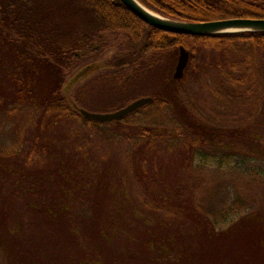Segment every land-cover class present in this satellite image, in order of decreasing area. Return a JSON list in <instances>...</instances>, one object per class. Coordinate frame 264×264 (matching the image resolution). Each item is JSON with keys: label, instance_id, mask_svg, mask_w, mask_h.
Segmentation results:
<instances>
[{"label": "trees", "instance_id": "1", "mask_svg": "<svg viewBox=\"0 0 264 264\" xmlns=\"http://www.w3.org/2000/svg\"><path fill=\"white\" fill-rule=\"evenodd\" d=\"M137 1L158 16L188 23L231 19L264 20V0ZM108 36L119 38L110 45L105 40ZM179 46L189 52V62L183 78L175 81L169 72L164 78L161 77L158 72L165 67L161 64L162 54L177 51ZM0 51L4 54L0 66L15 94L13 103L2 107L1 118L14 122V118L30 109L21 122L25 123V128L30 124L35 132L40 131L39 134L58 124L69 123L73 126L63 134L65 143L62 145L67 147L63 153L57 152L59 149L51 145V141L47 142L50 143L47 145L51 146L37 151L32 147L33 150L27 157L28 164L25 161L17 162L13 167L9 166L6 178L19 176L27 171L26 168L32 163L39 168L46 163L44 170H47L49 181L35 180L34 174L30 177H20L23 180L19 185L26 187L25 193L29 196L46 195L50 192L48 188L52 184L60 196L75 194L76 197L73 196L72 199L78 201L81 208L82 203H86L85 214L88 216L101 210L102 200L98 195V186L103 187V184L96 183L97 186H94V182H84L85 176L78 167L71 168L72 163L66 166L65 155L71 158L69 154L72 153V148L73 153L88 155L84 148L89 146L92 134L100 139L101 147L106 148L102 155L95 153L101 161L110 160L112 145L125 146L120 152L121 175H113L119 177L120 181L123 180L122 184L128 195L132 197L131 192L134 191L137 200H132L136 205L139 203L143 209L139 214L140 218L147 223L156 218L158 222L161 221L159 214H162L163 221L169 222L177 215H183L186 224L198 228L194 230L195 234L193 231L192 234L182 231L188 241L191 236V244L186 247L179 242L184 238L178 235V231H174L173 237L167 236L161 243L145 240V246L137 244L139 251L131 252L121 251L129 249L130 237L121 241L125 243V248L112 247L116 229L114 224L109 225L103 219L104 223L100 225L103 229L98 232L94 226L95 230L90 232L93 235L91 241H94L95 248L99 251L98 256L105 259L103 263L98 259L95 264H123L119 258L120 254L126 255V264L135 260L137 264H200L204 258L200 251L203 242L215 240V231L210 229L214 230L213 227L218 224L214 218L216 216L211 218V208L203 203L199 205L191 197L186 198L182 188L178 187L180 185L166 180L167 175L155 162L149 171L148 157L143 151L153 154L157 147L162 146L168 153H184V162H189L190 159L194 162L200 148L219 147L220 142L215 140L217 136L210 133L205 124L187 120L184 122L180 119L178 121L170 109L171 101L177 97L172 86L183 83L189 74L198 75L207 67H215L221 73V85L207 86L208 95L226 104L240 102L242 109H245L242 126L238 125L233 135L235 139L241 138L245 129L241 132L238 128L247 127L260 109L261 112L264 111V33L202 37L166 33L141 22L119 0H0ZM167 64V69H170L171 60ZM95 68L103 72L94 80L104 79V83L110 80L116 86L113 84L109 91L118 96L113 98L111 103L103 102L106 110L96 112L89 109L84 102L85 98L80 96L82 87H78L80 80L87 74L90 75L89 72ZM141 76L143 80L137 90H130L129 82H134ZM155 79L160 86L157 93L152 94V102L141 108L146 109L141 118H138L141 109L108 124L85 119L79 114L80 109L93 113H110L112 111H107L108 106H113L114 103L127 106L141 98L143 95L140 92L138 94V91ZM181 94L186 97L189 93ZM198 99L203 97L199 96ZM25 104L28 108H24ZM144 120L148 122L144 123ZM163 121L168 122L174 133H169L162 127L166 126ZM111 124L124 125L128 131L117 134L102 132L98 128ZM81 131L84 133L82 137ZM39 137L35 135L34 146L40 142ZM24 146H27L26 142L23 143ZM79 155L81 157V154ZM203 159V164H207L209 159ZM224 159L223 155H220L218 160L214 161L220 167ZM110 175L112 174L102 176V170L99 174L103 180H108ZM105 183L107 186H104V194L117 196L119 202L116 209L122 211L123 205L129 201L128 195L117 192L114 184H108L107 181ZM90 186L95 191H91ZM45 208H33L39 211L38 216L44 222L47 214V218H51L49 209L42 210ZM43 211L48 212L46 214ZM99 215L105 216L103 213ZM224 218L227 217L221 216L222 220ZM90 220L92 221L91 218ZM122 229L119 225V238L120 233L124 232ZM99 233L102 235L99 236ZM99 238L101 239L98 241ZM101 241L108 246L111 244V249L119 255L110 249L107 250ZM131 241L136 242L133 238Z\"/></svg>", "mask_w": 264, "mask_h": 264}, {"label": "rangeland", "instance_id": "2", "mask_svg": "<svg viewBox=\"0 0 264 264\" xmlns=\"http://www.w3.org/2000/svg\"><path fill=\"white\" fill-rule=\"evenodd\" d=\"M118 38L108 36L105 40L111 45ZM3 55V52L0 51V60L4 58ZM161 58V64H164L165 67L161 68L158 73L164 78L169 72L168 74L172 77L177 64L178 50L164 52ZM169 60L172 65L170 69H167ZM102 72L95 68L78 84V87H82L80 96L85 98L84 102L90 107L89 109L95 112L106 110L103 102L111 103L113 98L118 97L116 93L112 94L109 91L114 84L110 80L106 83H104V79L94 80ZM220 79L221 73L215 67H207L198 75L189 74L183 83L172 86L177 97L170 104L171 112L176 120L205 124L206 129L217 136L215 140L220 142L218 148L210 146L209 148H200L198 150L200 153L194 162L191 159L189 162H184V153H168L162 146L157 147L153 154L148 151L143 152L148 157L149 171L155 162L158 168L167 175L166 180L180 185L177 186L182 188V193L186 198L190 199L191 197L199 205L203 203L206 207L211 208L213 213L211 218L216 216L214 218L218 224L213 227L214 230L210 229L215 231L213 232L215 240L203 242L200 251L204 258L200 264H264V111L261 112L260 109L247 127L238 128L241 129V132L245 130L241 138L235 139L233 137L235 128L238 125L242 126L246 112L245 109H242L240 102L233 101L226 104L218 99H212L208 95L206 87L211 84L213 86L221 85ZM142 80L141 76L138 80L129 82L131 83L129 89L137 90ZM41 83L40 85H42ZM114 86L116 85L114 84ZM117 86L120 87L119 84ZM159 86L158 80L155 79L138 91V94L140 92L143 95L141 98H151L152 94L157 93ZM181 92L189 94L185 97ZM65 94L68 95V93ZM199 96H202L203 99H198ZM14 97L13 86L7 80L3 68L0 66V111L3 106L7 107L13 103ZM110 105L107 111L114 112L123 108L119 103ZM24 108H28L26 104ZM29 110L27 109L23 114L14 118V122L4 120L0 115V264H95L98 259L103 263L105 259L98 256L99 251L95 248L94 241H91L93 235L90 234L95 228L94 226L98 232L103 229L100 226L101 223H104L103 219L109 225L114 224L116 229L114 230V241L111 243L112 247L125 248V243L121 241L128 240L130 237L129 249L121 251L137 252L139 251L136 248L137 244L145 246L144 241L149 239L154 243H161L167 236L173 237L174 231H178L181 238H184L183 230L187 233L193 231L195 234L194 230L198 227L186 224L184 221L186 218L183 220V215H177L169 222L163 221L162 214H159L161 221L158 222L155 217L153 222L148 223L140 218L139 214L143 209L138 205V202L137 205L133 202L132 199L135 202L137 200L134 191L131 192L132 197L128 195L122 184L123 180L120 181L119 177L113 175L114 173L120 174V152L125 146L112 145L110 160L101 161L98 155H102L106 148L101 147L100 139L94 134L88 143L89 146L84 148L88 155L84 156L80 152L73 153L72 148V153L69 154L71 158L68 155H65V158L66 166L72 163L71 168L78 167L82 171L81 173L85 176L84 182L88 184L94 182V186H97L96 183L103 184V187L98 186V195L102 200L100 211L92 212L87 216L85 214L86 203H82L83 208H81L79 202L72 199L73 196L76 197L75 194L60 196L57 194V188L53 189L52 184L48 188L50 191L48 194L42 196L38 194L31 196L30 194L29 196L25 193L26 187L23 188L19 185L23 180L20 177H30L34 174L35 180L49 181L47 170H44L46 163L42 168L32 163L26 168L27 171L22 172L19 176L6 178L9 166L13 167L17 162L25 163V161L28 164L27 157L34 147L37 151V149L55 145L59 149L57 152L63 153L67 148L62 145L65 143L63 134L73 128L69 123L58 124L39 134L40 131L35 132L30 124L25 128V123L21 122L24 121ZM145 110L140 111L138 118L145 115ZM30 115L33 116L32 112ZM147 122L144 120V123ZM163 123L166 126H161L166 131L174 133L167 121H163ZM98 128L102 132L108 131L117 134L128 131L124 125L111 124ZM82 132L81 137L84 134ZM35 135L40 136L37 146H34ZM49 141L52 142L51 145H47L50 144L47 143ZM25 142L27 146L23 147ZM5 152L7 153L5 154ZM220 155H223L225 159L219 167L214 160H218ZM203 158L210 161L203 164ZM101 170L102 176L112 174L108 180H103L99 176ZM106 181L108 184H114L117 192H124L128 195L129 201L123 205L122 211L116 209L119 202L117 196L104 194L106 191L104 186H107ZM166 184L169 183L166 182ZM90 187L91 191H95L93 187ZM128 192L130 194L129 189ZM40 207H46L42 210H50V212L43 211V213H51V218H47V213V216L44 214L45 222L40 220L41 217L37 213L39 211L34 210ZM193 211L192 208L191 212ZM100 213L105 216L101 217ZM223 215L227 217L224 220L221 219ZM93 222L97 225H94ZM119 225L124 231L120 233V238ZM93 233L95 235L94 231ZM101 235L99 233V236ZM132 238L135 239V243L131 241ZM189 241L188 237H185L179 242L186 247L191 244ZM100 243L107 247V250L110 249L117 253L111 249V244L108 246L102 241ZM95 252H97L96 255ZM117 255L119 254L117 253ZM125 256L124 254L119 256L123 264H126ZM135 263L136 260L131 262V264Z\"/></svg>", "mask_w": 264, "mask_h": 264}, {"label": "water", "instance_id": "3", "mask_svg": "<svg viewBox=\"0 0 264 264\" xmlns=\"http://www.w3.org/2000/svg\"><path fill=\"white\" fill-rule=\"evenodd\" d=\"M123 6L147 26L177 35L211 36L235 33H264V20L256 19H231L213 22L188 23L163 18L146 9L137 0H119ZM189 62V52L183 47L178 48L177 64L172 79L179 81L183 78ZM152 98H139L127 106L110 113H93L83 109L79 114L88 120L100 123H112L136 112L150 104Z\"/></svg>", "mask_w": 264, "mask_h": 264}]
</instances>
